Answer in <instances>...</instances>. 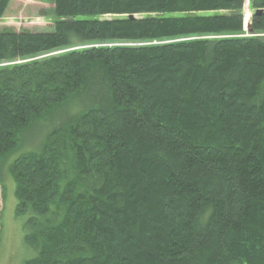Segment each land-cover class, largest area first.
<instances>
[{"label": "trees", "instance_id": "1", "mask_svg": "<svg viewBox=\"0 0 264 264\" xmlns=\"http://www.w3.org/2000/svg\"><path fill=\"white\" fill-rule=\"evenodd\" d=\"M248 2L249 34L245 0H51L50 32L0 30V173L33 123L78 106L9 165L23 264H264V0Z\"/></svg>", "mask_w": 264, "mask_h": 264}, {"label": "rangeland", "instance_id": "2", "mask_svg": "<svg viewBox=\"0 0 264 264\" xmlns=\"http://www.w3.org/2000/svg\"><path fill=\"white\" fill-rule=\"evenodd\" d=\"M52 8L51 0H11L9 9L0 20V30L12 29L17 33L21 31L50 32L53 22ZM252 15L249 2L245 0L244 30L246 34L251 31ZM58 53L60 52L53 53L52 56ZM45 57L48 56H40L37 59ZM76 111H78L76 101L49 110L40 120L33 123L24 136H19L16 149L3 162L4 167L0 173L2 180L0 186V264H23L26 260L36 256V251L24 243V225L29 213L23 216L16 214L15 184L8 170L9 165L23 153L34 151L30 149L34 146L37 148L46 129L57 126L64 118ZM33 141L34 144H32Z\"/></svg>", "mask_w": 264, "mask_h": 264}, {"label": "water", "instance_id": "3", "mask_svg": "<svg viewBox=\"0 0 264 264\" xmlns=\"http://www.w3.org/2000/svg\"><path fill=\"white\" fill-rule=\"evenodd\" d=\"M250 25H248V27H249ZM248 30H250V28H247Z\"/></svg>", "mask_w": 264, "mask_h": 264}]
</instances>
